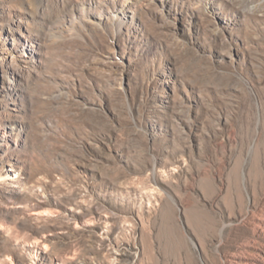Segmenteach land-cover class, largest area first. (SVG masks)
<instances>
[{"label": "rangeland", "instance_id": "1", "mask_svg": "<svg viewBox=\"0 0 264 264\" xmlns=\"http://www.w3.org/2000/svg\"><path fill=\"white\" fill-rule=\"evenodd\" d=\"M0 264H264V0H0Z\"/></svg>", "mask_w": 264, "mask_h": 264}]
</instances>
